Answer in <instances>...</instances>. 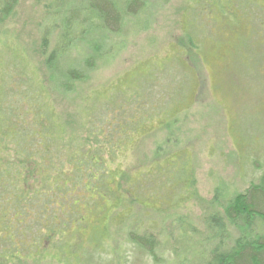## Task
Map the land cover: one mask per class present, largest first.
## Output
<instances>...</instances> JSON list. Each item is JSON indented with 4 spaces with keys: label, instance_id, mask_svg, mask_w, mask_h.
<instances>
[{
    "label": "rangeland",
    "instance_id": "1",
    "mask_svg": "<svg viewBox=\"0 0 264 264\" xmlns=\"http://www.w3.org/2000/svg\"><path fill=\"white\" fill-rule=\"evenodd\" d=\"M57 1L19 0L14 16L0 27V38L7 32L8 43L24 52L44 87L48 77L41 48L43 30L46 24L63 22L62 16L48 17ZM187 1H154L129 40L123 45L117 41L116 56L100 63L72 96L58 97L47 90L56 115L77 135L82 131L81 117L86 119L85 111L81 116L83 107L94 109L115 98L118 104L119 95L142 97L148 85H153L148 90L156 102L160 96H167V101L171 96L183 99L154 112L148 124L141 123L128 134L112 164L120 175L129 176V182H110L111 189L121 190L117 192L121 198L131 203L133 197L140 205L127 202L116 210V200L94 190L75 192V214L82 212L83 218L61 234L63 250L75 245V256L51 250L42 264H172L182 224L203 230L206 217L264 178V0H244L238 7L233 0H218L207 16L210 30L203 28L199 49L187 44L189 23L199 26L191 24L197 17L183 12ZM203 2L199 8H207L211 0ZM226 10L228 18L222 15ZM203 11L202 18L208 9ZM57 33L56 29L49 37L51 48ZM15 86L7 81L5 94L10 98L0 114L28 111ZM174 116L177 123L159 130ZM95 125L106 130L101 121ZM180 155L189 161L191 185L173 189L175 197L164 192L162 183L170 178V165ZM162 168L159 183L146 178ZM132 236L152 241L151 252L137 249ZM19 264L31 263L25 259Z\"/></svg>",
    "mask_w": 264,
    "mask_h": 264
},
{
    "label": "trees",
    "instance_id": "2",
    "mask_svg": "<svg viewBox=\"0 0 264 264\" xmlns=\"http://www.w3.org/2000/svg\"><path fill=\"white\" fill-rule=\"evenodd\" d=\"M154 1L58 0L55 11L48 17L62 16L63 22L46 24L43 30L41 48L48 77L45 87L24 52L8 43L7 32L2 33L0 110L10 98L5 94L7 81H13L16 96L27 101L28 111L25 113L23 109L14 114L4 110L0 114V248H4L0 264H19L25 259L31 264H42L47 259L46 252L51 250L61 255L69 251L75 256V245L64 251L61 237L75 226L76 220L81 222L83 218L82 212L75 214V192L82 195L94 190L103 198L116 200V210L127 206L128 199L117 194L121 190L110 187V182L115 185L122 180L129 182V176L120 175L112 165L119 158L122 141L139 124H148L154 112L163 111L183 97L171 96L167 101V96L164 99L160 96L156 102L148 90L153 85L147 86L142 97L134 94L123 99L118 94L121 97L118 104L115 98L94 109L83 107L81 116L85 111L86 119L81 117L82 131L77 135L56 115L47 90L58 97L72 96L98 70L100 63H108L116 56L118 43L123 45L138 30L141 17L154 7ZM203 1L207 0H188L183 10L197 17L191 24L199 26L191 27L189 23L186 29L187 44L194 49H199L205 36L203 28L209 29L211 20L207 16L218 0H211L207 8H199L205 5ZM233 2L238 7L244 0ZM18 3L19 0H0V27L14 16ZM205 9L208 12L202 18ZM222 15L228 18L230 13L226 10ZM56 29L57 39L51 48L49 37ZM177 118L174 116L170 124L165 123L159 130L177 123ZM100 121L106 130L95 125ZM182 158L180 155L177 163L170 165L173 169L170 178L162 183L169 195H176L172 192L175 188L191 185L189 161ZM163 171L162 168L144 175L159 183ZM219 191L217 188V195H221ZM130 199V205L138 204L133 197ZM182 225L172 264H264V178L245 193L231 196L220 212L206 217L203 230L191 224ZM131 241L140 251L152 250V241L139 236H132Z\"/></svg>",
    "mask_w": 264,
    "mask_h": 264
}]
</instances>
